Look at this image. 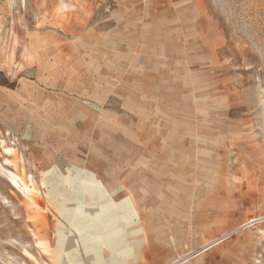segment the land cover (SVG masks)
Masks as SVG:
<instances>
[{
  "label": "rangeland",
  "instance_id": "obj_1",
  "mask_svg": "<svg viewBox=\"0 0 264 264\" xmlns=\"http://www.w3.org/2000/svg\"><path fill=\"white\" fill-rule=\"evenodd\" d=\"M0 264H264V0H0Z\"/></svg>",
  "mask_w": 264,
  "mask_h": 264
},
{
  "label": "bare ground",
  "instance_id": "obj_2",
  "mask_svg": "<svg viewBox=\"0 0 264 264\" xmlns=\"http://www.w3.org/2000/svg\"><path fill=\"white\" fill-rule=\"evenodd\" d=\"M128 198V197H127ZM132 203V202H131Z\"/></svg>",
  "mask_w": 264,
  "mask_h": 264
}]
</instances>
